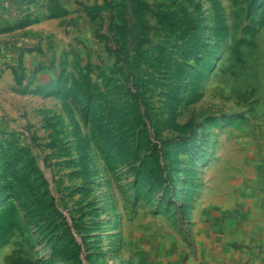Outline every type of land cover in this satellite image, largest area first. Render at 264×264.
Returning a JSON list of instances; mask_svg holds the SVG:
<instances>
[{"label": "rangeland", "instance_id": "374dc122", "mask_svg": "<svg viewBox=\"0 0 264 264\" xmlns=\"http://www.w3.org/2000/svg\"><path fill=\"white\" fill-rule=\"evenodd\" d=\"M80 3L0 67V264H264V0Z\"/></svg>", "mask_w": 264, "mask_h": 264}, {"label": "crops", "instance_id": "0c3cea01", "mask_svg": "<svg viewBox=\"0 0 264 264\" xmlns=\"http://www.w3.org/2000/svg\"><path fill=\"white\" fill-rule=\"evenodd\" d=\"M78 2L0 0V67L6 69V74L13 77L19 69L27 73L39 66L37 61L46 49L41 45L42 37H50L52 43L60 42L63 35L70 34L69 28L77 24L79 17L93 21L87 3Z\"/></svg>", "mask_w": 264, "mask_h": 264}]
</instances>
